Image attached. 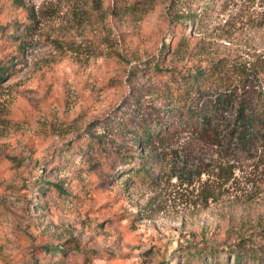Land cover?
I'll list each match as a JSON object with an SVG mask.
<instances>
[{
	"label": "rangeland",
	"instance_id": "rangeland-1",
	"mask_svg": "<svg viewBox=\"0 0 264 264\" xmlns=\"http://www.w3.org/2000/svg\"><path fill=\"white\" fill-rule=\"evenodd\" d=\"M11 58L0 264H236L194 250L237 243L264 264V126L236 142L235 120L264 93V0H0V67ZM197 71L202 89L173 105ZM167 109L192 117L135 147Z\"/></svg>",
	"mask_w": 264,
	"mask_h": 264
},
{
	"label": "trees",
	"instance_id": "trees-1",
	"mask_svg": "<svg viewBox=\"0 0 264 264\" xmlns=\"http://www.w3.org/2000/svg\"><path fill=\"white\" fill-rule=\"evenodd\" d=\"M173 15L178 16V13H173ZM193 17V16H192ZM31 27V26H30ZM25 30H22V32H19V34H12V39L16 42V45L18 47H21L24 42V34ZM168 48V47H166ZM13 58L10 59V66H4L0 67V81L2 78L7 74L10 73V68L14 66V63L12 62ZM205 75L202 71H197L195 74H189L187 76H183L179 82H177V87L181 88L184 87L185 91H180V89H175V96L173 100V105L175 106H182L185 101V93L186 92H199L202 88L201 85L205 83ZM178 115H175V112L173 114H170L168 109L163 110V112L166 114L167 117H170V120H166L163 117L156 118L155 119V125L152 128H146L142 129L140 132L137 133V135L134 138L133 145L136 147L138 145H141L142 147L147 148L148 145H150L152 142H158L160 140L169 139L176 128L182 127L183 123H185V120L190 119L192 111H182L176 109ZM184 115V116H183ZM174 116V117H173ZM173 118V119H172ZM235 120L238 121V132L236 135V142H242V143H249L253 144L255 141H259L260 134L259 132H256V128H263L264 126V93L259 96H257V99L253 102V105L249 107L246 103H240L237 113L235 116ZM175 121V122H174ZM175 123V124H174ZM176 125V127H174ZM199 125L202 130L207 129L210 127V122L200 118ZM141 157V161L139 163L135 164V171L139 172L140 170H145L148 173V177L151 176L152 167L151 164H153L152 155L150 156H139ZM123 163H126L125 165H132V163L129 160H125ZM53 187L57 190L61 189V186L59 184H52ZM74 241H71L72 243ZM49 246H45V249H48ZM51 253L55 254H65L66 248L63 247L62 244H56L53 246H50ZM73 247L75 249H79V246L74 243ZM217 244H212L210 246H204L203 248H198L194 250V253L200 254V253H206L209 252L212 257H215L217 253L220 251L225 252L226 254L231 253L232 256L235 258L236 264H244L245 260L249 259L248 261H260V257H256L253 254L251 255L249 251H247L244 247H241V243L235 244V246L227 245L222 250H219ZM186 256L187 259H190L193 257V252L191 250H188L184 252L183 254ZM251 261V262H252ZM227 264H229L227 262Z\"/></svg>",
	"mask_w": 264,
	"mask_h": 264
}]
</instances>
